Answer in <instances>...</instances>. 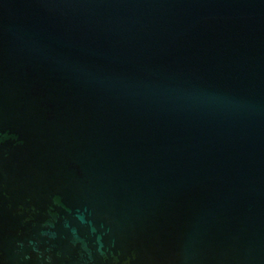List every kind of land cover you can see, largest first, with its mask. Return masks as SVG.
Instances as JSON below:
<instances>
[{
  "label": "water",
  "instance_id": "obj_1",
  "mask_svg": "<svg viewBox=\"0 0 264 264\" xmlns=\"http://www.w3.org/2000/svg\"><path fill=\"white\" fill-rule=\"evenodd\" d=\"M0 264H264V0H0Z\"/></svg>",
  "mask_w": 264,
  "mask_h": 264
}]
</instances>
